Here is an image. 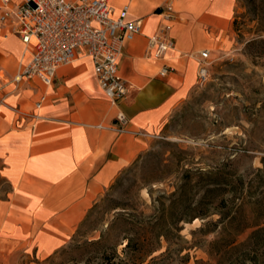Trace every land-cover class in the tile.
Masks as SVG:
<instances>
[{"label":"crops","instance_id":"1","mask_svg":"<svg viewBox=\"0 0 264 264\" xmlns=\"http://www.w3.org/2000/svg\"><path fill=\"white\" fill-rule=\"evenodd\" d=\"M19 1V0H13ZM173 4V48L148 44ZM141 30L127 42L118 73L127 97L112 104L87 56L60 66L53 83L15 81L31 58L20 37L0 26V262L45 258L73 237L118 173L135 161L195 88L199 52L228 51L237 0H111L113 14ZM169 66L161 75V67ZM124 115V122L117 119Z\"/></svg>","mask_w":264,"mask_h":264},{"label":"rangeland","instance_id":"2","mask_svg":"<svg viewBox=\"0 0 264 264\" xmlns=\"http://www.w3.org/2000/svg\"><path fill=\"white\" fill-rule=\"evenodd\" d=\"M235 17L231 49L209 55L208 79L196 84L145 151L118 173L87 211L71 240L45 258L23 256L10 264H108L106 256L125 255L129 236L145 233L156 241L152 227L161 220V209L165 210L162 221L168 223L173 193L185 182L190 181L182 216L189 219L199 214L190 209L202 196L199 172L222 168L227 175L243 174L249 179L262 165L264 0H237ZM201 207L203 215L180 223L182 238L170 234L181 246L180 255H187L186 264L196 260L214 263L209 244L220 236V225L211 224L219 210L206 201ZM160 243L161 251L165 250L163 237Z\"/></svg>","mask_w":264,"mask_h":264},{"label":"built area","instance_id":"3","mask_svg":"<svg viewBox=\"0 0 264 264\" xmlns=\"http://www.w3.org/2000/svg\"><path fill=\"white\" fill-rule=\"evenodd\" d=\"M128 5L113 14L111 0H0V26L18 35L31 58L14 77L15 81L39 77L45 84L54 81L56 70L78 56L92 60L100 87L112 104L124 100L129 84L118 73V60L129 40L141 30L140 19L127 20ZM162 19L149 36L148 44L156 57L173 48L171 22L176 13L171 2L161 8ZM196 84H203L209 75V51L199 52ZM171 68L161 67L164 75ZM3 97L0 96V103ZM117 119L124 122L120 112Z\"/></svg>","mask_w":264,"mask_h":264},{"label":"trees","instance_id":"4","mask_svg":"<svg viewBox=\"0 0 264 264\" xmlns=\"http://www.w3.org/2000/svg\"><path fill=\"white\" fill-rule=\"evenodd\" d=\"M237 23L236 17L233 25ZM264 41V40H263ZM261 166L255 168L249 179L243 174H225L222 168H215L207 172H199L198 186L203 189L197 205L191 207L193 214L189 219L183 218V208H186L188 194L185 193V182L174 192L175 198L168 213L169 221L164 223L165 210L161 209L160 221L152 227L156 241L150 240L146 234L141 237H127L124 256H111L108 264H170L168 259L186 264L187 255L181 254V246L173 242L171 235L182 238L180 231L183 220L191 221L198 215H203L202 204L210 202L219 210V217L211 224L220 225L219 238L210 244L213 253V264H264V157ZM202 171V170H200ZM190 206V205H188ZM249 231L246 237L240 235ZM171 234V235H170ZM167 242L165 250L161 251L160 239ZM160 251L158 254L155 252ZM154 254V255H153ZM116 257V258H115ZM149 257L148 261L147 258ZM195 264H210L203 260H196Z\"/></svg>","mask_w":264,"mask_h":264}]
</instances>
